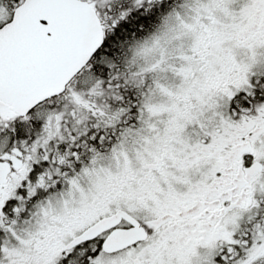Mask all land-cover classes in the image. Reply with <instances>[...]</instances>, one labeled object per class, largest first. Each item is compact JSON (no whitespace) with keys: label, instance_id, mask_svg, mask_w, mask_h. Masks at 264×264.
I'll list each match as a JSON object with an SVG mask.
<instances>
[{"label":"snow or ice","instance_id":"obj_1","mask_svg":"<svg viewBox=\"0 0 264 264\" xmlns=\"http://www.w3.org/2000/svg\"><path fill=\"white\" fill-rule=\"evenodd\" d=\"M0 264H264V0H0Z\"/></svg>","mask_w":264,"mask_h":264}]
</instances>
